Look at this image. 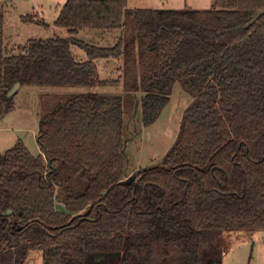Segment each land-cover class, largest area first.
<instances>
[{
  "label": "trees",
  "instance_id": "obj_1",
  "mask_svg": "<svg viewBox=\"0 0 264 264\" xmlns=\"http://www.w3.org/2000/svg\"><path fill=\"white\" fill-rule=\"evenodd\" d=\"M127 3L66 0L53 25L68 38L9 51L0 8V116L16 86L116 83L100 79V61L123 62L119 82L128 98L142 94L144 128L175 83L194 99L161 164L129 184L123 99L88 93L53 107L39 155L21 142L0 154V264H25L31 251L42 264H219L225 233H264V15L244 28L264 0H214L207 11ZM81 31L119 36L101 48L77 40Z\"/></svg>",
  "mask_w": 264,
  "mask_h": 264
},
{
  "label": "rangeland",
  "instance_id": "obj_2",
  "mask_svg": "<svg viewBox=\"0 0 264 264\" xmlns=\"http://www.w3.org/2000/svg\"><path fill=\"white\" fill-rule=\"evenodd\" d=\"M66 0H0L4 17V43L9 50H16L28 40H54L68 38L65 30L56 28L54 20ZM214 0H128V8L152 10H194L211 9ZM30 16L34 21H43L48 28L25 23L22 17ZM118 32L102 34L81 31L75 38L101 48L112 47ZM14 51L13 54H16ZM77 61L85 60V54L73 48ZM122 61L97 62L101 80L116 81L99 88H33L19 87L13 100L12 112L0 116V154L21 142L28 151L37 156L39 122L57 104L88 93L123 99L124 138L128 159L127 176L137 174L148 167L160 165L167 151L174 144L184 111L193 103L192 96L178 83L172 87L168 105L163 109L157 122L144 128L138 102L141 93L128 98L119 82ZM60 212L62 207H58ZM219 264H264V233H225L223 256ZM25 264H42L39 251H31Z\"/></svg>",
  "mask_w": 264,
  "mask_h": 264
},
{
  "label": "water",
  "instance_id": "obj_3",
  "mask_svg": "<svg viewBox=\"0 0 264 264\" xmlns=\"http://www.w3.org/2000/svg\"><path fill=\"white\" fill-rule=\"evenodd\" d=\"M263 15H264V11L257 13L251 21H249L247 24L244 25V28H249L250 26H252ZM17 88H19V86L14 87L12 91L7 94V96L11 97L16 92ZM134 178H135V175L130 176L128 179H126L125 183L129 184ZM98 257L103 258L105 257V255H99Z\"/></svg>",
  "mask_w": 264,
  "mask_h": 264
},
{
  "label": "crops",
  "instance_id": "obj_4",
  "mask_svg": "<svg viewBox=\"0 0 264 264\" xmlns=\"http://www.w3.org/2000/svg\"><path fill=\"white\" fill-rule=\"evenodd\" d=\"M61 9V8H60ZM60 11V10H59ZM59 13V12H58ZM58 15V14H57ZM57 17V16H56ZM56 19V18H55ZM55 21V20H54ZM46 25V24H45Z\"/></svg>",
  "mask_w": 264,
  "mask_h": 264
}]
</instances>
